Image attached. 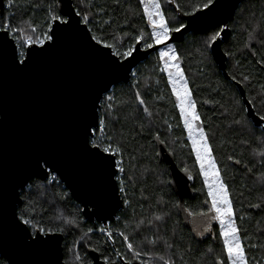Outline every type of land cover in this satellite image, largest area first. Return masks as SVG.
I'll list each match as a JSON object with an SVG mask.
<instances>
[{"label": "trees", "instance_id": "16d2710c", "mask_svg": "<svg viewBox=\"0 0 264 264\" xmlns=\"http://www.w3.org/2000/svg\"><path fill=\"white\" fill-rule=\"evenodd\" d=\"M159 1L168 18L176 16L185 23L169 5L170 0ZM4 2L2 14L4 17L12 15L14 26L27 27L34 22L39 27L51 0H14L12 8L7 6V0ZM86 2L93 13L100 14L96 21H108L107 33L122 39L125 47L131 43L125 33L134 37L141 30L150 32L140 0ZM200 2L174 0L182 13L193 11V6ZM229 28V38L222 48L225 54L231 53L226 54V70L231 79L225 78L212 54L204 52L203 40L211 30L205 34L190 33L183 42L172 45L181 57V67L201 116V126L209 137L222 179L228 186L250 264H264V155H261L264 144L260 143L264 130L253 123L244 126L234 123L243 118V113L237 115L240 109L246 108L237 84L243 87L248 101L256 99L257 106L264 98V0L243 2ZM158 52L152 53L135 69L137 75L131 82L115 86L114 103L121 120L110 130L123 134L127 149L124 156L127 184L126 195H121L123 209L116 220L105 227L112 232V237L99 232L103 228L100 223L85 219L81 206L60 180L55 183L33 180L39 187L28 194L32 196L36 218L42 219L48 227L63 229L64 260L68 264H74L72 250L77 246L80 254L89 260V250L93 249L109 263L122 259L126 262L140 260L142 264H166L169 258L173 264L226 261L219 226L214 224L212 233L200 238L188 222L189 218L200 216L198 213L208 212L205 201L209 198L187 131L174 105L171 85L166 73L159 70ZM137 92L146 102L147 113L136 100ZM156 136L164 142H160L163 153ZM177 172L192 177L188 193L180 192L174 185ZM257 204L260 207H254ZM157 216L161 219L156 220ZM65 219L76 223L65 224ZM89 228L94 231L82 240ZM120 233L126 234L134 248L141 251L139 258L127 249ZM152 240L156 243H149Z\"/></svg>", "mask_w": 264, "mask_h": 264}, {"label": "snow or ice", "instance_id": "6c2138e0", "mask_svg": "<svg viewBox=\"0 0 264 264\" xmlns=\"http://www.w3.org/2000/svg\"><path fill=\"white\" fill-rule=\"evenodd\" d=\"M140 4L143 5V15L147 18L150 32L141 30L134 37L125 33L131 40L127 47L122 39L118 40L114 34L107 33L108 21H96V16L100 14L93 13L86 0H51L45 10L44 22L39 27L34 22L27 27L19 24L14 26L12 15L4 17L0 13V64L7 65L16 74L23 76L69 44L84 49L97 64L98 82L90 93L77 133L80 152L91 165L93 172L92 179L79 183L82 188V204L85 210L91 205L92 215H96L104 209L108 201L115 199L117 190L121 195H126L127 181L123 174L126 173L124 156L127 149L123 134L110 130L115 129L121 120L114 103L115 85L127 77L131 71L129 65L141 50L147 52L163 46L158 52L161 62L159 70L166 73L167 81L171 85L172 95L175 97L174 105L183 121V128L187 131V138L191 141V150L207 188L209 199L205 203H210L209 211L214 214L211 218L219 224L222 252L226 257V261L221 260L220 264H250L241 239V230L236 223L233 201L228 186L221 177L209 137L201 126V116L181 67V57L177 49L169 43L174 34L183 33L189 24H203L205 32L211 29L203 40L204 52L210 56L229 31L226 20L219 18L228 9V0H201L198 6H193V11L183 13L193 17L188 23L179 21L176 16L166 17L159 0H140ZM7 6L14 7V0H7ZM197 12L200 15H196ZM101 24L105 27H100ZM226 54L231 55L230 51ZM131 75L135 78L137 73L131 72ZM232 78L236 79L235 76ZM136 100L139 105L144 106L143 111L147 113L146 102L139 92L136 93ZM240 113L244 114L243 118L235 120L234 123L241 126L251 124L253 121L249 117H255L254 123L259 126L264 122V98L260 99L258 106L256 99L248 101L247 107L240 109L237 115ZM260 143L264 144V136ZM183 170L188 171L187 168ZM65 173H68L66 162L60 156L51 152L34 153L29 158L25 171L5 194V200L10 203L8 220L18 234L23 249L33 254L27 264H68V261L62 259L58 247L57 237L63 229H53L46 226L42 219L38 220L32 196L28 194L33 188L39 187L33 183L34 178L55 183ZM188 178L192 179L191 176ZM3 207L4 204L0 201V208ZM197 215L207 217L208 212ZM160 219V216L156 217V220ZM64 223L73 225L76 221L65 219ZM93 231L89 228L82 240ZM99 232L103 234L106 229L100 228ZM107 235L112 237L113 234L107 231ZM120 235L127 249L139 258L141 251L134 248L126 234ZM149 243L155 244L156 241ZM72 254L74 264H93L86 255L80 254L78 246L72 250ZM0 264H14V261L9 255L0 252ZM105 264H109L107 258ZM166 264H173L171 258Z\"/></svg>", "mask_w": 264, "mask_h": 264}, {"label": "water", "instance_id": "95a60500", "mask_svg": "<svg viewBox=\"0 0 264 264\" xmlns=\"http://www.w3.org/2000/svg\"><path fill=\"white\" fill-rule=\"evenodd\" d=\"M245 1L228 0V9L219 16L220 19L226 20L228 28L239 6ZM169 5L185 23L193 19L192 16L183 15L174 0H170ZM4 9L5 2L0 0L1 13ZM196 15L200 13L197 12ZM204 27L203 24H189L183 33L174 34L169 43H181L190 33L205 34L211 30L205 32ZM229 35L230 28L225 33L223 42L228 40ZM223 42L215 47L211 54L225 78L231 79L226 70L228 57L223 51ZM162 47L147 52L141 50L129 65L131 71L127 77L116 85L131 82V72ZM98 72L95 61L75 44L66 45L23 76L16 74L7 65L0 64V201L4 204V207L0 208V252L9 255L14 264H27L33 254L23 249L18 234L8 220L10 203L5 200V194L25 171L29 158L34 153L51 152L65 160L68 173L60 176L59 180L74 201L81 206L86 220L107 227L109 222L116 220L124 207L118 190L115 199L108 201L104 209L96 215H92L91 205L85 210L82 204V188L79 183L92 179L93 172L91 165L80 152L77 133L90 93L98 82ZM237 86L247 107L246 93L240 84ZM249 118L255 127L264 129V122L256 126L255 117ZM156 141L163 153V144L158 136ZM189 181L187 175L177 172L173 183L180 192L188 193ZM57 238L64 260V236L60 233ZM89 256L93 264H105L96 250H89ZM120 263L128 264L122 259L109 264ZM131 264L142 262L133 260Z\"/></svg>", "mask_w": 264, "mask_h": 264}, {"label": "rangeland", "instance_id": "374dc122", "mask_svg": "<svg viewBox=\"0 0 264 264\" xmlns=\"http://www.w3.org/2000/svg\"><path fill=\"white\" fill-rule=\"evenodd\" d=\"M159 2H160V1H159ZM160 4H161V2H160ZM161 10L164 12L165 16L167 17V14H166L165 10L163 9L162 4H161ZM168 17H169V16H168ZM173 46H174V45H173ZM161 50H162V49H161ZM134 72H136V71L134 70ZM190 143H191V141H190ZM124 166H125V162H124ZM197 167H198V169H199L198 164H197ZM123 175H124V174H123ZM201 176H202V175H201ZM221 177H222V176H221ZM202 179H203V177H202ZM206 190H207V188H206ZM208 206H209V209H210V203H208ZM213 215H214V214L211 213V212L208 210V216H207V217H202V216H200L199 218H197V217L189 218L188 222H189V224L192 226V228H194V229H197V227H198V229H199V227H200V228H201V229H200L201 232L198 231V233H199V235H201L200 237H204V236L209 232V230H210V228L212 227V225L217 224V225L219 226L218 222H217L216 220H213V219L211 218ZM103 228H105V227H103ZM107 231H110V230L107 229Z\"/></svg>", "mask_w": 264, "mask_h": 264}, {"label": "flooded vegetation", "instance_id": "af4514ba", "mask_svg": "<svg viewBox=\"0 0 264 264\" xmlns=\"http://www.w3.org/2000/svg\"><path fill=\"white\" fill-rule=\"evenodd\" d=\"M263 129V128H262ZM264 130V129H263ZM200 216H198L197 218H199ZM104 227V226H103ZM201 228L199 227V229H198V227H197V229H194L193 228V230H194V232H195V234L198 236V237H200L201 235H199V233H198V231H200L201 232V230H200ZM212 229H213V225H212V227L210 228V230H209V232L205 235V236H207V235H209V234H211L212 233ZM204 236V237H205ZM201 238V237H200ZM119 260V259H118ZM117 260V261H118ZM121 264V263H120Z\"/></svg>", "mask_w": 264, "mask_h": 264}, {"label": "built area", "instance_id": "2783aa9c", "mask_svg": "<svg viewBox=\"0 0 264 264\" xmlns=\"http://www.w3.org/2000/svg\"><path fill=\"white\" fill-rule=\"evenodd\" d=\"M49 180H51V177H50V179ZM106 229V228H105ZM106 234H107V229H106V232H105Z\"/></svg>", "mask_w": 264, "mask_h": 264}]
</instances>
